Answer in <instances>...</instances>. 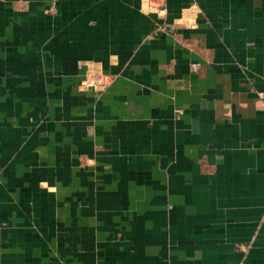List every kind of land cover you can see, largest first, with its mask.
<instances>
[{"label":"crops","instance_id":"obj_1","mask_svg":"<svg viewBox=\"0 0 264 264\" xmlns=\"http://www.w3.org/2000/svg\"><path fill=\"white\" fill-rule=\"evenodd\" d=\"M264 0H0V264H264Z\"/></svg>","mask_w":264,"mask_h":264},{"label":"built area","instance_id":"obj_2","mask_svg":"<svg viewBox=\"0 0 264 264\" xmlns=\"http://www.w3.org/2000/svg\"><path fill=\"white\" fill-rule=\"evenodd\" d=\"M258 97H260V98H264V94H262V93H257L256 94Z\"/></svg>","mask_w":264,"mask_h":264}]
</instances>
